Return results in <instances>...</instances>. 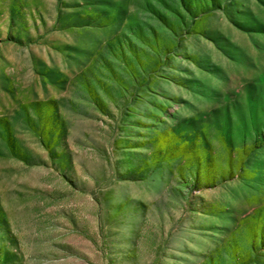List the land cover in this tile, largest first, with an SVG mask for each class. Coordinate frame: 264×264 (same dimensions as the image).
Returning a JSON list of instances; mask_svg holds the SVG:
<instances>
[{
	"label": "rangeland",
	"instance_id": "obj_1",
	"mask_svg": "<svg viewBox=\"0 0 264 264\" xmlns=\"http://www.w3.org/2000/svg\"><path fill=\"white\" fill-rule=\"evenodd\" d=\"M0 264H264V0H0Z\"/></svg>",
	"mask_w": 264,
	"mask_h": 264
}]
</instances>
